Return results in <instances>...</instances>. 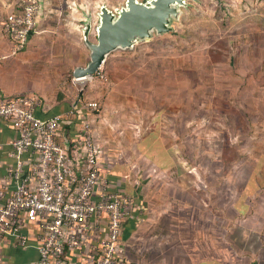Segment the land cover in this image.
<instances>
[{
	"label": "rangeland",
	"instance_id": "1",
	"mask_svg": "<svg viewBox=\"0 0 264 264\" xmlns=\"http://www.w3.org/2000/svg\"><path fill=\"white\" fill-rule=\"evenodd\" d=\"M14 1L21 9L29 0ZM39 1L44 13L32 37L36 82L58 78L86 98L99 93L117 117L138 115L142 104L177 117L174 126H163L164 134L174 130L169 159L177 166L167 177L180 187L166 184L163 195H195L197 211L203 210L199 197L208 195L204 210L211 209L212 222L216 211L230 216L247 201L251 213L236 222L264 227V0H189L173 31L113 51L88 81L73 77L74 68L90 60L83 20L103 3L118 8L125 0ZM91 38L97 40L94 31Z\"/></svg>",
	"mask_w": 264,
	"mask_h": 264
},
{
	"label": "crops",
	"instance_id": "2",
	"mask_svg": "<svg viewBox=\"0 0 264 264\" xmlns=\"http://www.w3.org/2000/svg\"><path fill=\"white\" fill-rule=\"evenodd\" d=\"M2 1L0 13L15 4L14 0ZM41 6L39 25L44 13ZM12 8L0 20V96L36 95L40 99L37 116L63 117L57 138L80 170H85L86 162L83 128L91 123L103 179L96 186L93 199L98 202L108 192H116L128 211L117 245L118 254L130 264H264V227L244 224L245 219L236 222V218L250 212L247 201L230 216L225 210L216 211L212 222L211 209L204 210L211 205L208 195L199 197L203 206L200 211L194 209L195 195L174 194L170 198L163 195L166 184L180 187L179 180L167 177L177 166L169 159L175 152L174 130L171 135L164 134L163 126L168 122L174 126L177 117L159 116L143 104L138 115L117 117L110 113L112 103L103 100L99 93L86 98L83 93L76 94L70 82L57 83L58 78L47 80V85L44 80L36 82L33 33L21 52L12 53V40L4 28L7 15L18 10ZM90 101H98V108H90ZM160 122L163 124L158 125ZM18 136L14 123L0 116V191L4 193L1 203L13 195L23 180L33 186L36 182L32 170L38 154L33 151L18 154L14 148ZM18 220L26 244L21 243L17 233L0 237V264H33L40 256L42 218L35 212L24 211ZM92 224L90 231L83 232L81 245L70 250L75 263L86 264L94 251L97 230L107 235V213L94 215Z\"/></svg>",
	"mask_w": 264,
	"mask_h": 264
},
{
	"label": "built area",
	"instance_id": "3",
	"mask_svg": "<svg viewBox=\"0 0 264 264\" xmlns=\"http://www.w3.org/2000/svg\"><path fill=\"white\" fill-rule=\"evenodd\" d=\"M41 8L39 0H29L22 12L7 15L4 28L12 40L13 54L25 48L39 26ZM39 105L40 99L33 94L0 96V116L10 119L19 133L14 142L15 151L38 154L32 170L36 177L34 186L23 180L13 195L0 202V237L17 233L21 243L26 244L18 217L24 211L35 212L43 220L44 234L40 256L33 264H81L71 260L70 250L81 245L82 234L90 231L94 215L107 213V235L96 231L94 251L87 257L86 264H130L117 249L128 213L120 195L108 192L98 202L93 199L95 188L103 179L91 123L83 128L86 162L85 170H80L57 141L63 117H39L36 115ZM88 106L96 109L99 103L90 101ZM19 169H22L21 162ZM3 195L0 191V197Z\"/></svg>",
	"mask_w": 264,
	"mask_h": 264
},
{
	"label": "water",
	"instance_id": "4",
	"mask_svg": "<svg viewBox=\"0 0 264 264\" xmlns=\"http://www.w3.org/2000/svg\"><path fill=\"white\" fill-rule=\"evenodd\" d=\"M188 6L189 0H125L118 8L101 4L94 16L88 13L83 20L82 34L90 49V60L74 68V79L95 75L117 49L133 48L154 34L173 31L174 21L181 18L183 8ZM93 31L96 41L91 38Z\"/></svg>",
	"mask_w": 264,
	"mask_h": 264
},
{
	"label": "trees",
	"instance_id": "5",
	"mask_svg": "<svg viewBox=\"0 0 264 264\" xmlns=\"http://www.w3.org/2000/svg\"><path fill=\"white\" fill-rule=\"evenodd\" d=\"M27 3H28V2H27ZM27 3H25V4L23 5V7H22L21 9H18L16 12H22V11L24 10L25 6L27 5ZM57 140H58L59 143L62 144V142L59 140V138H57Z\"/></svg>",
	"mask_w": 264,
	"mask_h": 264
}]
</instances>
